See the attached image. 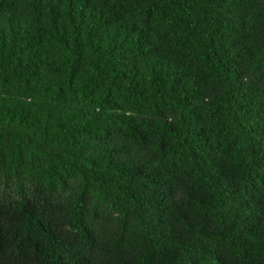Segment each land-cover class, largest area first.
<instances>
[{
	"label": "trees",
	"instance_id": "16d2710c",
	"mask_svg": "<svg viewBox=\"0 0 264 264\" xmlns=\"http://www.w3.org/2000/svg\"><path fill=\"white\" fill-rule=\"evenodd\" d=\"M0 264H264V0H0Z\"/></svg>",
	"mask_w": 264,
	"mask_h": 264
}]
</instances>
